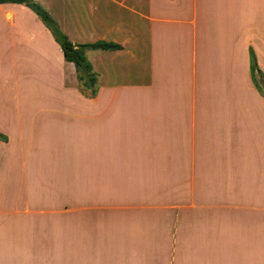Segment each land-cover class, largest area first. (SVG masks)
<instances>
[{
  "label": "crops",
  "instance_id": "obj_1",
  "mask_svg": "<svg viewBox=\"0 0 264 264\" xmlns=\"http://www.w3.org/2000/svg\"><path fill=\"white\" fill-rule=\"evenodd\" d=\"M0 3V264H264V0Z\"/></svg>",
  "mask_w": 264,
  "mask_h": 264
},
{
  "label": "trees",
  "instance_id": "obj_2",
  "mask_svg": "<svg viewBox=\"0 0 264 264\" xmlns=\"http://www.w3.org/2000/svg\"><path fill=\"white\" fill-rule=\"evenodd\" d=\"M1 2H18L28 6L50 30L54 39L61 47L64 59L72 62L76 70V76L80 83L82 93L93 96L96 93L97 73L93 70L91 63L85 56L86 49H121L122 45L113 41L98 39L90 42L74 43L61 30L55 18L36 0H0ZM249 67L251 77L258 88L260 82L264 85V74L258 68L255 55L249 52ZM261 89V88H260ZM264 95V89H262ZM0 138H4L0 135Z\"/></svg>",
  "mask_w": 264,
  "mask_h": 264
},
{
  "label": "rangeland",
  "instance_id": "obj_3",
  "mask_svg": "<svg viewBox=\"0 0 264 264\" xmlns=\"http://www.w3.org/2000/svg\"><path fill=\"white\" fill-rule=\"evenodd\" d=\"M259 84H260V88H261V89H264V85H263V83L260 82Z\"/></svg>",
  "mask_w": 264,
  "mask_h": 264
}]
</instances>
